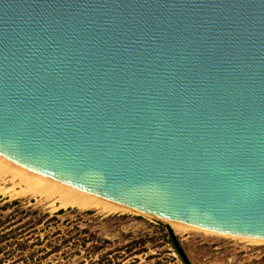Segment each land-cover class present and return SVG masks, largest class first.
<instances>
[{
  "label": "water",
  "instance_id": "obj_1",
  "mask_svg": "<svg viewBox=\"0 0 264 264\" xmlns=\"http://www.w3.org/2000/svg\"><path fill=\"white\" fill-rule=\"evenodd\" d=\"M0 155L264 239V0H0Z\"/></svg>",
  "mask_w": 264,
  "mask_h": 264
},
{
  "label": "rangeland",
  "instance_id": "obj_2",
  "mask_svg": "<svg viewBox=\"0 0 264 264\" xmlns=\"http://www.w3.org/2000/svg\"><path fill=\"white\" fill-rule=\"evenodd\" d=\"M10 186L0 175V230L8 234L0 264H184L165 227L146 215L2 191ZM171 228L189 264H264L262 241Z\"/></svg>",
  "mask_w": 264,
  "mask_h": 264
},
{
  "label": "bare ground",
  "instance_id": "obj_3",
  "mask_svg": "<svg viewBox=\"0 0 264 264\" xmlns=\"http://www.w3.org/2000/svg\"><path fill=\"white\" fill-rule=\"evenodd\" d=\"M0 175L10 176V182L13 185L19 186L20 190L17 192L14 187H5L2 191H9L11 193H29V194H39L44 196H50L56 198L62 206L72 205L77 207H95L100 210L106 211H120L129 210L136 211L126 206L117 204L95 194L89 193L87 191L81 190L64 182H61L55 178L37 172L31 168L18 164L17 162L5 158L0 155ZM17 195V194H16ZM143 215H146L151 219V217L143 212L136 211ZM173 227L177 229H187L195 228L206 232L218 233L227 236L250 239L253 241H262L264 239L247 237V236H237L233 234L221 233L217 231H212L208 229H203L195 226H190L181 222L169 221ZM187 229V230H189Z\"/></svg>",
  "mask_w": 264,
  "mask_h": 264
},
{
  "label": "trees",
  "instance_id": "obj_4",
  "mask_svg": "<svg viewBox=\"0 0 264 264\" xmlns=\"http://www.w3.org/2000/svg\"><path fill=\"white\" fill-rule=\"evenodd\" d=\"M58 211H60V210H58ZM7 236H8L7 233H5L4 231L0 230V241H2L4 239H7ZM3 264H8V263H3ZM9 264H11V263H9Z\"/></svg>",
  "mask_w": 264,
  "mask_h": 264
}]
</instances>
